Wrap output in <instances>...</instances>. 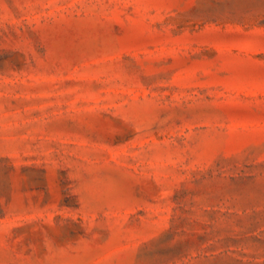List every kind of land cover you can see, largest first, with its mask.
I'll return each instance as SVG.
<instances>
[{
    "label": "rangeland",
    "instance_id": "374dc122",
    "mask_svg": "<svg viewBox=\"0 0 264 264\" xmlns=\"http://www.w3.org/2000/svg\"><path fill=\"white\" fill-rule=\"evenodd\" d=\"M0 264H264V0H0Z\"/></svg>",
    "mask_w": 264,
    "mask_h": 264
}]
</instances>
